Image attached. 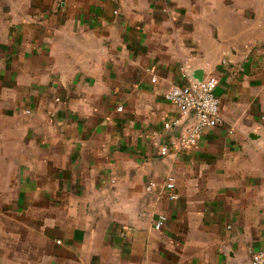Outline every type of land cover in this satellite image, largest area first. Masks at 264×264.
I'll list each match as a JSON object with an SVG mask.
<instances>
[{
  "label": "crops",
  "instance_id": "0c3cea01",
  "mask_svg": "<svg viewBox=\"0 0 264 264\" xmlns=\"http://www.w3.org/2000/svg\"><path fill=\"white\" fill-rule=\"evenodd\" d=\"M182 72L218 80L222 123L164 157ZM0 242L19 264H250L264 0H0Z\"/></svg>",
  "mask_w": 264,
  "mask_h": 264
},
{
  "label": "built area",
  "instance_id": "2783aa9c",
  "mask_svg": "<svg viewBox=\"0 0 264 264\" xmlns=\"http://www.w3.org/2000/svg\"><path fill=\"white\" fill-rule=\"evenodd\" d=\"M181 76L185 83L172 86L165 93L164 98L178 109L182 119L189 120V122L183 124L182 132L178 137L168 136L159 147V154L164 157L169 154L171 149L182 150L196 145L205 130L218 127L222 123L219 113V100L216 94L218 80L211 76L197 80L186 72H182ZM152 82H155L154 78H152ZM60 101L59 98L55 99L57 103ZM179 125H181L179 119L172 120L164 122L163 129L171 132L173 128ZM165 189L169 201L172 202L178 198L174 183H167ZM164 222L165 217L159 216L155 221L154 229L160 230ZM250 264H264V250L253 253Z\"/></svg>",
  "mask_w": 264,
  "mask_h": 264
},
{
  "label": "rangeland",
  "instance_id": "374dc122",
  "mask_svg": "<svg viewBox=\"0 0 264 264\" xmlns=\"http://www.w3.org/2000/svg\"><path fill=\"white\" fill-rule=\"evenodd\" d=\"M1 244H3V242H0ZM16 243V242H15ZM15 243H11V244H5L7 246L6 250L7 253L5 254V258L1 259V255H0V264H8V260H11V264H19L18 262V258H19V245H16ZM16 245V246H14Z\"/></svg>",
  "mask_w": 264,
  "mask_h": 264
},
{
  "label": "water",
  "instance_id": "95a60500",
  "mask_svg": "<svg viewBox=\"0 0 264 264\" xmlns=\"http://www.w3.org/2000/svg\"><path fill=\"white\" fill-rule=\"evenodd\" d=\"M197 80H200V79H197Z\"/></svg>",
  "mask_w": 264,
  "mask_h": 264
}]
</instances>
